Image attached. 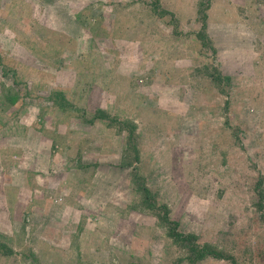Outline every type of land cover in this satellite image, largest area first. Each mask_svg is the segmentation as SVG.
<instances>
[{"label": "rangeland", "instance_id": "obj_1", "mask_svg": "<svg viewBox=\"0 0 264 264\" xmlns=\"http://www.w3.org/2000/svg\"><path fill=\"white\" fill-rule=\"evenodd\" d=\"M166 217L264 264V0H0V264H192Z\"/></svg>", "mask_w": 264, "mask_h": 264}, {"label": "trees", "instance_id": "obj_2", "mask_svg": "<svg viewBox=\"0 0 264 264\" xmlns=\"http://www.w3.org/2000/svg\"><path fill=\"white\" fill-rule=\"evenodd\" d=\"M198 38L201 39L202 38V33H200L198 35ZM216 70V69H213ZM211 77H213L214 80L219 81L221 76L219 74H216L215 76H213V74L211 73ZM168 221V235L171 236L172 238H174V240L179 243L182 247L186 248L187 250V260H189L190 263L193 264V262L197 261V260H202L206 257H214V258H219L222 257V253L216 251L213 248H210L207 246V244L205 246H200L196 243V239L194 234L189 233V234H183L182 232H180L176 225L177 222L174 220H168V218H165ZM163 219L165 222L166 220ZM167 223V222H166ZM233 264H236L235 261H233Z\"/></svg>", "mask_w": 264, "mask_h": 264}]
</instances>
